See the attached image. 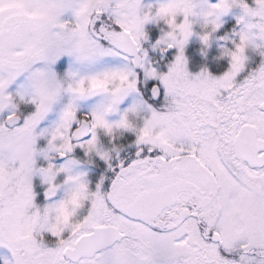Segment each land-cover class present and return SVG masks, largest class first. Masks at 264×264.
Instances as JSON below:
<instances>
[{
	"label": "snow or ice",
	"instance_id": "obj_1",
	"mask_svg": "<svg viewBox=\"0 0 264 264\" xmlns=\"http://www.w3.org/2000/svg\"><path fill=\"white\" fill-rule=\"evenodd\" d=\"M233 8L221 74L193 73L196 26L210 47ZM0 247L3 264H264V0H0Z\"/></svg>",
	"mask_w": 264,
	"mask_h": 264
},
{
	"label": "rangeland",
	"instance_id": "obj_2",
	"mask_svg": "<svg viewBox=\"0 0 264 264\" xmlns=\"http://www.w3.org/2000/svg\"><path fill=\"white\" fill-rule=\"evenodd\" d=\"M159 2H163V0H143V3L144 4H156V3H159ZM212 3H214L213 1H211ZM236 9V8H235ZM233 18L234 16H232V14L227 13L224 17H222V23H223V26L225 28H227L228 32L229 33H232L233 32V24H230V25H225V22L228 21V19L230 18ZM224 21V22H223ZM155 24L153 23H150L148 25H146V31H150L152 32L150 29L148 28H151L153 30H155L154 28ZM148 31V32H149ZM149 32V34H150ZM201 32V29L199 26H196L195 30H194V35L190 38V41H189V44H188V47H189V52H190V55L188 53H185L188 60L189 61V69L190 71H192L193 73H196V72H199L202 68H204L206 65L203 63V58L205 57L206 53H207V48L204 47V45L202 44L201 40H200V36H199V33ZM156 33H158V35L160 34V31L158 30ZM226 34H223L224 35H227V32H225ZM216 41V38L214 37V39L212 40V42H215ZM228 41H225L224 40V43L223 44H217L218 47L220 48V50L222 51V48L223 47H226V46H229L230 43H227ZM198 44H202L201 46H198L196 47V45ZM205 48V49H204ZM198 50V51H197ZM166 55V54H165ZM219 61L221 59H218ZM220 63H223L220 62ZM227 63V60L226 62ZM57 118V114L56 113H52L50 114V119L51 120H55ZM112 119H116L117 117L116 116H113L111 117ZM45 126L48 125V121H45ZM101 163V162H100ZM95 163H93L92 165H94ZM80 171H85V172H88L89 174V170H90V164H88L86 162V158H85V162H83L79 168ZM89 179H90V176H89ZM91 180V179H90ZM6 255H10V253L8 252L7 249L5 248H2L0 247V264H3V257L6 256Z\"/></svg>",
	"mask_w": 264,
	"mask_h": 264
},
{
	"label": "flooded vegetation",
	"instance_id": "obj_3",
	"mask_svg": "<svg viewBox=\"0 0 264 264\" xmlns=\"http://www.w3.org/2000/svg\"><path fill=\"white\" fill-rule=\"evenodd\" d=\"M212 1H214V3L217 2V0H212ZM241 14H242V10L239 9V8H236L235 11H234V17L232 19H229L228 20L229 22H228L227 25L233 24V26L236 27V18L238 16H240ZM227 28H225L223 26L215 34L214 37L216 38V41L215 42H211V46L207 48V53H206L205 57L202 59L203 60V63L206 65L205 67H207L213 74H216V75H219L220 74V72L218 71L220 65H226L227 64V63H225L226 62V59H223V60H225L223 63H220V62L223 61L222 59L220 61L218 60L220 58V56H221V50H220V48L217 45L218 43L219 44H223L224 43V40L220 39V37L223 36V34H226L225 32H227V35L230 34L228 32ZM227 43H229V41ZM229 46H230V44H229ZM249 54L252 57L253 61L257 62L256 54L255 53H252V52H250ZM154 55L159 56L160 54L154 52ZM101 163H103V162L101 161ZM97 171H98L97 165L92 166V169H91V172H90V174L92 175V179L96 175V172Z\"/></svg>",
	"mask_w": 264,
	"mask_h": 264
}]
</instances>
